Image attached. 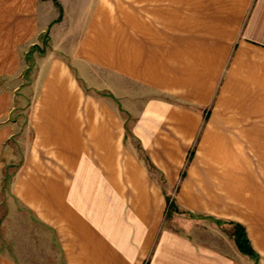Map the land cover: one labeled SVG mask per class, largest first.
<instances>
[{"label":"crops","instance_id":"1","mask_svg":"<svg viewBox=\"0 0 264 264\" xmlns=\"http://www.w3.org/2000/svg\"><path fill=\"white\" fill-rule=\"evenodd\" d=\"M0 264H264V0H0Z\"/></svg>","mask_w":264,"mask_h":264},{"label":"trees","instance_id":"2","mask_svg":"<svg viewBox=\"0 0 264 264\" xmlns=\"http://www.w3.org/2000/svg\"><path fill=\"white\" fill-rule=\"evenodd\" d=\"M229 224L234 228V237L239 251L248 257L256 258L257 253L252 246L246 228L238 223L231 222Z\"/></svg>","mask_w":264,"mask_h":264},{"label":"rangeland","instance_id":"3","mask_svg":"<svg viewBox=\"0 0 264 264\" xmlns=\"http://www.w3.org/2000/svg\"><path fill=\"white\" fill-rule=\"evenodd\" d=\"M89 8H91V0H86V10H88ZM172 213V212H171ZM171 215V214H170ZM182 216H184V214H175V213H173L172 214V217H171V219H169L168 221H169V223H170V226L173 228V229H180V228H183V223H184V220L183 221H181L180 222V220H179V218L181 217L182 218ZM189 217H190V215L188 216V219H189ZM191 217H193V216H191ZM227 228H229V226L227 225ZM232 231H233V229H231V230H228V231H226V237L228 238V239H230L231 238V235H232ZM234 232V231H233ZM234 234V233H233Z\"/></svg>","mask_w":264,"mask_h":264}]
</instances>
